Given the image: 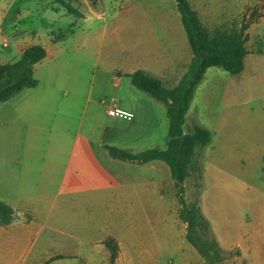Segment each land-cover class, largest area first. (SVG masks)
I'll return each instance as SVG.
<instances>
[{"label": "rangeland", "instance_id": "374dc122", "mask_svg": "<svg viewBox=\"0 0 264 264\" xmlns=\"http://www.w3.org/2000/svg\"><path fill=\"white\" fill-rule=\"evenodd\" d=\"M192 1L209 30L238 31L246 24L250 54L242 74L211 67L196 89L184 130L196 121L211 131L212 141L199 156L201 176L186 178L183 196L186 204L199 202L210 224L206 238H215L224 251L218 264H264V0ZM71 3L82 17L51 0H0V64L18 60L35 44L50 52L36 65L40 84L27 96L22 118L0 125V151H17L15 159L41 166L43 152L68 149L77 132L131 152L166 149L165 106L123 74L151 66L167 87L177 85L192 51L176 0ZM119 99L133 101L132 121L108 115ZM34 102L40 104L29 105ZM5 104L4 110L16 103ZM32 150L37 157L29 158ZM6 160L0 156V168ZM161 164L160 194L154 185L139 190L140 199L132 193L117 198L108 184L80 191L64 205L62 220L48 222L58 232L47 229L39 238L45 250L37 247L25 264H111L108 237L119 245L114 264H203L206 258L186 240L178 192L169 167ZM39 184L42 192L54 189ZM1 196L7 199L0 169Z\"/></svg>", "mask_w": 264, "mask_h": 264}, {"label": "trees", "instance_id": "16d2710c", "mask_svg": "<svg viewBox=\"0 0 264 264\" xmlns=\"http://www.w3.org/2000/svg\"><path fill=\"white\" fill-rule=\"evenodd\" d=\"M69 14L82 17L73 7L71 0H51ZM176 9L186 33L192 58L187 71L173 88L166 86L163 79L145 69H137L131 74L132 86L146 93L166 108L168 125V144L166 149L149 148L131 152L113 145H104L108 155L115 160L135 164L161 161L169 169L178 192L180 219L187 224L186 240L205 258L203 264H218L223 260L224 251L215 238L208 240L209 222L201 212L199 202L186 204L184 199V181L192 173L200 177L199 156L212 141V133L196 121L191 130L185 132L186 115L190 110L198 85L203 81L211 67L220 68L233 76L244 72L247 49L248 26L243 24L238 31H228L221 27L209 30L201 21L189 0H176ZM47 56L46 49L39 44L28 46L21 57L13 62L0 64V105L7 102L25 89L38 86L35 66ZM16 218L15 210L0 200V225L8 226ZM109 252V261L114 264L119 253V245L114 237L104 240Z\"/></svg>", "mask_w": 264, "mask_h": 264}, {"label": "crops", "instance_id": "0c3cea01", "mask_svg": "<svg viewBox=\"0 0 264 264\" xmlns=\"http://www.w3.org/2000/svg\"><path fill=\"white\" fill-rule=\"evenodd\" d=\"M189 1L192 8L196 10L193 1ZM196 11L199 15L198 10ZM22 53H20V57ZM47 57L50 58L49 51H47ZM137 69L138 67H134L125 74H131ZM145 70L161 78L160 74L154 72L151 66ZM38 86L25 89L8 100V103L15 102L16 104L6 110L2 108V104L0 105V125L4 119L8 123L13 119L22 118V110L27 105L25 100L28 95L35 93ZM5 103L3 105H6ZM30 104L31 106H38L40 103ZM116 104L132 113L134 117L136 116L137 110L132 100L126 104L123 99H119ZM94 139L93 134L77 132L70 139L67 145L68 149L53 151L54 155L50 154L49 151L43 152L41 166H38L34 159L27 160L29 163L21 158L15 159L17 151L11 149L4 152L0 151V156L5 155L7 158L5 168H0L6 173L7 199L1 196L0 200L10 205L16 212V218L12 224L0 225V253L2 254L0 256L1 261H4L3 264H25L30 254L37 247L40 249H37L36 252L40 253L45 250L43 241L39 242V238L47 229L58 232L57 227L53 228L48 222L52 219L54 221L62 220L60 214L64 210V205L68 204V200L73 202L74 197H77L80 191H94L96 187L104 188L108 184V188L114 192L113 196L117 198L132 193L140 199L139 190L144 191V189L149 188L148 186L154 185L159 193L160 177L158 170L159 168L165 170L161 161L135 164L115 160L104 149V145L109 144L102 140L96 143ZM8 145L11 147L10 144ZM36 152L35 150L30 151L29 158L37 157ZM52 157L55 158L53 162L48 160ZM59 157H63V160H59ZM126 173L132 178L130 182H128L127 177H124ZM171 181L173 182V180ZM33 183L36 191H31L33 187L30 185ZM39 183L42 185L43 183H50L54 189L52 188L53 191L50 193L42 192Z\"/></svg>", "mask_w": 264, "mask_h": 264}, {"label": "built area", "instance_id": "2783aa9c", "mask_svg": "<svg viewBox=\"0 0 264 264\" xmlns=\"http://www.w3.org/2000/svg\"><path fill=\"white\" fill-rule=\"evenodd\" d=\"M8 44L5 42L4 46H7ZM108 115L112 117H118L127 121H132L133 119V114L118 107L115 102L109 105L108 107Z\"/></svg>", "mask_w": 264, "mask_h": 264}]
</instances>
